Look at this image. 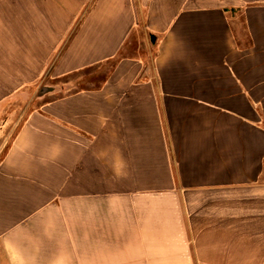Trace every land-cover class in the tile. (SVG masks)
Segmentation results:
<instances>
[{
	"label": "crops",
	"instance_id": "1",
	"mask_svg": "<svg viewBox=\"0 0 264 264\" xmlns=\"http://www.w3.org/2000/svg\"><path fill=\"white\" fill-rule=\"evenodd\" d=\"M0 264H264V0H0Z\"/></svg>",
	"mask_w": 264,
	"mask_h": 264
}]
</instances>
